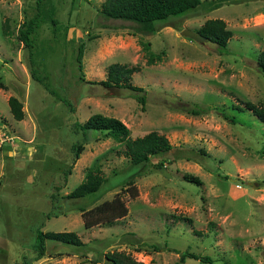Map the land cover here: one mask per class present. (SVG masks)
Segmentation results:
<instances>
[{
  "label": "rangeland",
  "instance_id": "1",
  "mask_svg": "<svg viewBox=\"0 0 264 264\" xmlns=\"http://www.w3.org/2000/svg\"><path fill=\"white\" fill-rule=\"evenodd\" d=\"M105 1L46 0L30 48L21 31L42 11L39 0H0V129L15 138H0V264L33 255L37 228L75 232L85 246L48 241L46 256L32 264H108L111 253L142 264H264V123L245 104L264 107V0L200 7L158 23L155 34L106 19ZM209 20L232 31L227 52L183 35L200 34ZM113 64L139 68L132 82L145 90V105L131 90L99 84ZM11 97L24 105L20 122ZM95 114L121 120L132 139L158 132L173 149L134 166L125 143L102 134L85 144L65 183L62 170L73 166L72 146L81 140L73 125ZM97 166L106 179L101 191L66 198ZM117 195L129 214L87 229L80 207ZM186 251L213 262L183 261Z\"/></svg>",
  "mask_w": 264,
  "mask_h": 264
},
{
  "label": "trees",
  "instance_id": "2",
  "mask_svg": "<svg viewBox=\"0 0 264 264\" xmlns=\"http://www.w3.org/2000/svg\"><path fill=\"white\" fill-rule=\"evenodd\" d=\"M46 0H39V8L42 11L36 17L31 18L26 22L22 29V37L25 45L34 48V39L37 31L41 26V18L44 13L42 5ZM229 0H213L211 2H204L203 0H106L102 6L101 15L109 20L130 22L135 25V30L139 33L155 34L157 32V24L160 22H167L172 19L183 18L200 7L214 11L225 5H230ZM205 4V5H204ZM40 16V17H39ZM54 27L58 26V21L53 20ZM56 31V29H55ZM6 34V33H5ZM200 34L208 41L213 42L218 46L220 52H227L229 40L232 38V31L227 29L226 23L223 20H209ZM149 46L146 49L149 50ZM84 47L79 46L77 61L79 70L83 69ZM150 61L157 58L156 54L149 53ZM259 67L264 72V52H262L258 59ZM139 72L138 67H131L121 64H113L108 69L107 79L99 83L106 87H120L131 90L137 93V100L142 104H146V97L144 89L133 84V76ZM33 79H37L36 74L32 73ZM40 81V80H39ZM41 82V81H40ZM52 95L58 97L61 102L75 111L73 104L67 100L62 99L56 90L50 89ZM263 123H264V107L258 106L252 102L245 103ZM11 113L14 119L18 122L24 120L25 112L23 111V103L16 97H11L9 100ZM185 111L195 115H199L204 111L197 108H188ZM73 134L80 136L81 140L75 142L72 146L73 163L70 168L62 170L65 183H67L69 176L72 173V168L79 160L81 152L92 138H98L100 135L111 137L119 143H125V150L123 155L131 160L134 166L148 163L153 157L163 155L172 151L173 146L169 139L159 134L158 132H151L144 137L132 139L130 137L129 128L119 119L107 117L103 114H95L85 123L76 121L73 125ZM106 179L100 168L97 166L89 170L84 182L80 184L74 191H72L66 198L70 200L86 199L96 196L105 184ZM57 191L61 187L57 186ZM132 196H138V191L135 186L130 188ZM84 225L87 229L93 228L100 224H112L129 214V208L125 204L123 198L117 195L113 200L106 201L93 209H86L80 207ZM35 243L33 244V255H25L19 264H32L33 261H40L47 254V242L52 241L63 245L81 248L85 246L80 236L75 232H44L41 228L35 231ZM187 258L200 260L204 263H212L213 260L209 257H201L196 254L186 251L182 253L181 259L184 261ZM106 259L108 264H142L134 260L130 256L123 253L107 254Z\"/></svg>",
  "mask_w": 264,
  "mask_h": 264
},
{
  "label": "water",
  "instance_id": "3",
  "mask_svg": "<svg viewBox=\"0 0 264 264\" xmlns=\"http://www.w3.org/2000/svg\"><path fill=\"white\" fill-rule=\"evenodd\" d=\"M183 35L186 37H190L193 40L200 41V40H207L204 36L194 33L192 31L186 30L183 32Z\"/></svg>",
  "mask_w": 264,
  "mask_h": 264
},
{
  "label": "built area",
  "instance_id": "4",
  "mask_svg": "<svg viewBox=\"0 0 264 264\" xmlns=\"http://www.w3.org/2000/svg\"><path fill=\"white\" fill-rule=\"evenodd\" d=\"M4 139H1L2 142H12L15 138L13 136L9 137L7 133L3 132L1 129H0V138H3Z\"/></svg>",
  "mask_w": 264,
  "mask_h": 264
}]
</instances>
